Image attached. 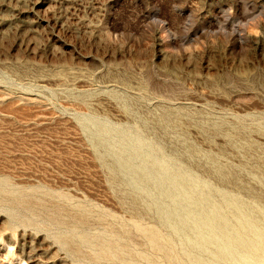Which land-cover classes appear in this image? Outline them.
<instances>
[{"label":"rangeland","instance_id":"1","mask_svg":"<svg viewBox=\"0 0 264 264\" xmlns=\"http://www.w3.org/2000/svg\"><path fill=\"white\" fill-rule=\"evenodd\" d=\"M0 176L130 226L135 264H264V0H0ZM5 233L0 264H127Z\"/></svg>","mask_w":264,"mask_h":264},{"label":"bare ground","instance_id":"2","mask_svg":"<svg viewBox=\"0 0 264 264\" xmlns=\"http://www.w3.org/2000/svg\"><path fill=\"white\" fill-rule=\"evenodd\" d=\"M0 211L6 216L5 223L0 227V237L3 236L4 243H8L7 241L11 239L5 231L15 229L17 224L32 228L44 227L60 247L71 255L80 256L81 248H86L97 259H112L114 262L135 264V255L127 249V243L124 241L131 238V227L113 222L108 213L94 214L87 205L74 204L72 197L66 194L53 193L49 189L16 187L8 177L0 176ZM239 215L242 221H245L244 224L253 223L250 212L246 211ZM93 223L105 224L106 229L99 234L92 233L90 226ZM222 223V227H225V223ZM255 224L253 223L252 228L257 234L252 244L253 248L264 245V230L259 229ZM135 227L152 250H161L167 254V249L158 242V232L154 227L144 228L139 224H135ZM236 241L244 244L239 236ZM131 242L137 243L133 239ZM24 253L26 254L20 245V256L29 264L32 260L26 258Z\"/></svg>","mask_w":264,"mask_h":264}]
</instances>
